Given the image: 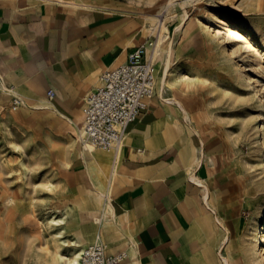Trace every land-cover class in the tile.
<instances>
[{
	"label": "rangeland",
	"instance_id": "obj_1",
	"mask_svg": "<svg viewBox=\"0 0 264 264\" xmlns=\"http://www.w3.org/2000/svg\"><path fill=\"white\" fill-rule=\"evenodd\" d=\"M39 1L124 17L141 43L159 41L162 27L174 50L166 76L156 62V95L211 166L194 228L207 234L204 264H264V0ZM35 53L24 69L0 42V264H74L97 237L106 242L115 185L76 183L84 109L78 120L55 108ZM89 150L111 153L117 175L115 149Z\"/></svg>",
	"mask_w": 264,
	"mask_h": 264
},
{
	"label": "crops",
	"instance_id": "obj_2",
	"mask_svg": "<svg viewBox=\"0 0 264 264\" xmlns=\"http://www.w3.org/2000/svg\"><path fill=\"white\" fill-rule=\"evenodd\" d=\"M134 30L126 18L102 10L69 15L55 3L0 0V42L20 53L24 69L36 50V65L55 91L52 103L70 119L83 118L84 98L103 71L126 62L141 43ZM114 157L117 175L110 171L111 153L86 145L70 162L76 183L100 191L106 182L115 185L108 252L126 251L120 264H204L207 234L200 229L196 236L194 228L203 220L202 183L210 178L211 166L193 139L181 142L179 126L156 94L125 126Z\"/></svg>",
	"mask_w": 264,
	"mask_h": 264
},
{
	"label": "built area",
	"instance_id": "obj_3",
	"mask_svg": "<svg viewBox=\"0 0 264 264\" xmlns=\"http://www.w3.org/2000/svg\"><path fill=\"white\" fill-rule=\"evenodd\" d=\"M157 40L147 39L135 46L126 62L106 68L100 82L85 98L84 131L94 146L119 150L125 126L137 120L157 91L155 50ZM51 98L55 96L49 90ZM14 99L13 108L20 103ZM126 251L108 252L106 242L97 237L81 252L78 264H120Z\"/></svg>",
	"mask_w": 264,
	"mask_h": 264
},
{
	"label": "bare ground",
	"instance_id": "obj_4",
	"mask_svg": "<svg viewBox=\"0 0 264 264\" xmlns=\"http://www.w3.org/2000/svg\"><path fill=\"white\" fill-rule=\"evenodd\" d=\"M164 23V22H163ZM184 24V23H183ZM147 25V24H146ZM149 25H151V24H149ZM152 27H154L153 25H151ZM150 26V27H151ZM158 26V25H157ZM165 26V25H164ZM148 27V26H147ZM178 27V26H177ZM176 27V28H177ZM162 28V27H161ZM161 28H159V30H158V43H157V47H156V50H155V54H154V57H155V61L157 62V63H159V62H161V61H165L166 62V64H167V66H166V70H165V76H166V74H167V72H168V70H169V67H170V65H171V59H172V53H173V50L174 49H172V47L170 46V47H167L166 49L163 47V40H164V35H162V33H161V36H160V31L162 30ZM166 28V27H165ZM164 28V29H165ZM152 29V28H151ZM155 29V28H154ZM153 29V30H154ZM146 31V30H145ZM157 33V32H156ZM165 76H164V78H163V80L165 79ZM168 78V77H167ZM168 80V79H167ZM5 85V84H4ZM5 87V89H7V90H9V87L7 88V86H4ZM163 87V86H162ZM12 90V89H11ZM182 96H184V95H182ZM26 98V97H25ZM168 98V97H167ZM185 101V100H184ZM26 102V101H25ZM178 104V103H177ZM41 107H42V105H40ZM46 106V105H45ZM48 107V106H47ZM32 111V110H31ZM84 135H86V133H85V131L83 130L82 131V136H83V138L85 139V142H86V148H88V149H90L91 147H94V145L92 144V143H90L89 142V140L87 139V136H84ZM212 151H214V150H212ZM208 155V154H207ZM196 178H198V177H196ZM202 182V181H201ZM209 202V201H208ZM208 204V203H207ZM263 228H264V225H263ZM258 241V240H257ZM259 242V241H258ZM80 252H77V254L75 255V258H74V261H73V263L75 264V263H77L78 262V257L80 256ZM77 261V262H76Z\"/></svg>",
	"mask_w": 264,
	"mask_h": 264
}]
</instances>
